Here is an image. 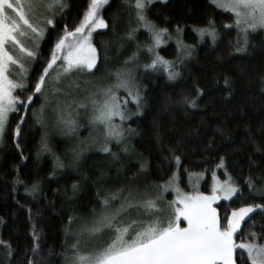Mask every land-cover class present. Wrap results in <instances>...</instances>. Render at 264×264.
<instances>
[{
    "label": "trees",
    "instance_id": "1",
    "mask_svg": "<svg viewBox=\"0 0 264 264\" xmlns=\"http://www.w3.org/2000/svg\"><path fill=\"white\" fill-rule=\"evenodd\" d=\"M64 3L67 7L48 15L55 25L47 26L39 55L30 63L29 88L46 67L56 38L65 26L74 30L88 6V0ZM102 15L109 27L92 36L99 70L80 80L79 86L85 87L79 90L80 99L87 104L98 89L116 84L117 72L131 69L141 103L137 106L128 99L125 107L131 114L123 126L124 137L119 143L110 141V152L102 150L103 141L88 145L91 133L86 122L74 137L37 122L33 112H38L42 98H34L27 113L21 109L10 114L0 146V241L5 242L0 243V264H69L72 233L104 213L102 197L117 193L123 198L133 190L140 193L137 200L154 198L177 172L184 189L193 174L205 175L201 187L205 194L211 192L213 175L222 181L230 176L243 189L242 195L216 204L222 219L234 208L264 203L259 195L264 190V31L250 33L247 51L238 53L237 30L228 27L234 25V15L212 0L153 1L148 17L157 29L168 31L164 44L149 52L154 42L146 29L140 28L135 40L125 35L136 27L135 12L126 7V0H109ZM210 27L217 31L215 42L210 35H200L201 29ZM176 40L182 41V50ZM138 46V59L129 61ZM156 54L171 62L179 73L175 79L163 65L145 67ZM16 94L24 97L20 89ZM188 100H195L196 107ZM88 109L91 117L90 104ZM17 124L20 138L14 132ZM42 138L47 151L41 149ZM175 156L180 157L179 166ZM57 158L63 167L57 166ZM250 176L256 192L247 185ZM34 184L39 185L36 192ZM165 192L163 198L172 201V193ZM119 205L120 200L111 201L108 211ZM251 216L264 225V215ZM247 223L246 218L242 231ZM247 231L264 234L260 227ZM240 239L251 237L238 233ZM240 253L238 249V257Z\"/></svg>",
    "mask_w": 264,
    "mask_h": 264
},
{
    "label": "snow or ice",
    "instance_id": "2",
    "mask_svg": "<svg viewBox=\"0 0 264 264\" xmlns=\"http://www.w3.org/2000/svg\"><path fill=\"white\" fill-rule=\"evenodd\" d=\"M152 2L153 0H126V7L135 12L136 27H132L125 35L129 40H135L137 31L140 28L146 29L154 42L152 47H148L149 52H153L154 48L163 42V36L168 31L157 29L149 19L147 13ZM214 2L218 7L234 15V25L228 27H235L237 30L235 51L246 52L250 33L258 29L264 30V0H214ZM108 3L109 0H88V6L82 19L78 21V26H75L74 30H69L65 26L63 34L56 38L50 57L45 60L46 67L42 74L29 88L25 82L28 72L25 63L22 62L21 55H14L9 48L17 49L29 61L35 60L39 55V43L47 33V26L55 25V20L48 15L41 20L37 10L43 8L54 15V10H62L67 5L64 0H0V140L4 137L10 114L21 109L27 113V105L33 104L34 98H43L45 101L40 105L38 112H33L36 121L43 122L50 94L57 105L52 111L57 113L60 122L67 126L75 125L76 120L72 118V111H67L71 105L59 107L60 101L56 99L55 94L63 91L58 87L60 84L69 81V86L79 87L75 77L91 75L93 70H99L98 51L92 42V36L96 29L109 27L102 15ZM200 35L202 37L210 35L215 42L217 31L215 27L201 29ZM22 38L33 41V47L30 49L25 46ZM138 54L139 46L137 53H133L129 61L138 59ZM129 61L125 63L128 64ZM12 65H19L23 70L18 74L19 79L10 78L9 70ZM157 65H163L168 69L170 79H175L179 75L172 70L171 62L158 54L145 67L155 68ZM115 75L117 81L115 85L98 89L89 97L87 104L78 105L84 109L91 105L92 123L104 129L102 149L104 152L111 151L108 146L111 140L117 143L122 140L125 134L123 121L130 118L125 107L129 101L122 99L117 90L126 89L127 95L137 106L141 103V93L133 83L135 77L131 69H126L123 73L117 72ZM17 89L24 92L23 98L16 94ZM186 102L191 107H196L195 100ZM66 111L68 119H65ZM117 117L121 121L120 124L115 123ZM14 132L17 138L21 137L20 124L15 126ZM17 147H20L19 143ZM41 149L49 150L45 138L41 140ZM174 159L179 166L180 157L175 156ZM57 160V166L63 167L59 158ZM178 181L177 172L160 186L161 191L154 198L137 200L136 197L140 193L133 190H129L123 198L117 193H109L108 196L102 197L105 211L93 220L91 225L82 228L81 234L76 237V243L72 245L73 257L69 264H264V234L247 231L256 227L264 229V225H257L250 215L257 212L264 215V203H249L234 208L230 215H225L222 219L218 208L214 206L215 202L220 199L231 200L238 193L243 194V189L239 188L230 176L223 182L217 181L211 194L199 190L185 192L179 187ZM247 185L256 192L253 177L248 178ZM173 186L175 199L167 201L162 193ZM73 188L75 189L76 185H73ZM38 190V184L32 185L33 192ZM123 191L118 190L120 193ZM259 195L264 199V190H261ZM115 200H120L119 207L108 211L111 208V201ZM129 209H142L146 219H134L128 223L118 221V218ZM246 218L248 223L242 231ZM182 222L186 224L181 226ZM105 231L113 234L105 245L96 248L80 247V238L84 232L89 237H95ZM238 233L241 237L248 235L251 239L238 241ZM5 246L10 248V245ZM36 247L39 248V245ZM238 249L241 250L239 257Z\"/></svg>",
    "mask_w": 264,
    "mask_h": 264
},
{
    "label": "rangeland",
    "instance_id": "3",
    "mask_svg": "<svg viewBox=\"0 0 264 264\" xmlns=\"http://www.w3.org/2000/svg\"><path fill=\"white\" fill-rule=\"evenodd\" d=\"M153 1L165 2L166 0H153ZM64 2H65V0H64ZM212 2H213L214 5L217 6V4L214 2V0H212ZM218 8H220V7H218ZM220 9H222V8H220ZM58 10H54V13H57ZM222 10H224V9H222ZM37 11L40 14L41 20L44 18L45 15L51 14V13H48L43 8H39ZM224 11H226V10H224ZM98 30H103V29H96L95 32L98 31ZM93 34H94V32H93ZM30 35H31V33H30ZM176 41H177V45L179 46V49L182 50L183 47H184L182 41L181 40H176ZM22 42L25 44V46L29 47L30 49L33 47V43L34 42L31 41L28 38H22ZM162 44H164V42ZM9 50L12 51L14 55H21L22 62L25 63V67L27 68V70H29V66H30L31 61H29V59L26 58L23 54H20L17 49H13V48L10 47ZM22 71L23 70H21L19 68V65H12L10 67V70H9V76L12 79H19L20 76L18 74L22 73ZM84 76L85 75L77 76L74 79L79 84L80 80L85 78ZM25 82L27 83V81H25ZM69 85H70L69 81H66V82L60 84L58 87L63 89V91L56 93L55 97H56V99H58L60 101L59 107L64 108L66 104H70L71 105V107L69 109H67V111H72V118H74L76 120L75 125L67 126L63 122H60V120L58 119L57 113L52 111V108L56 107L57 105H56L55 100L53 99V96L51 94L49 95V106H47L45 108V118H44L42 123H44L47 126V128L52 127L53 131L58 130V131H61L63 134L68 135L69 137H74L77 132H79L83 128H85L84 123L86 122L88 127H89L90 133H91L90 138L87 140L88 141V145L89 146H92V145H96L97 146L99 144V142L104 141V129L101 126L95 125V124L92 123L91 117L87 114L88 111H89L88 108L84 109V108H79L78 107L79 104H84L83 100L80 99V92L81 91H85V89H84L85 87L83 88L82 86L76 87L75 85H72V86H69ZM79 90H80V92H79ZM117 91H118V94H119V96L121 98L123 96H125V95H122V93H124V92L127 93L126 89H124V88H119ZM124 99H127V100L129 99L130 101H133L129 96H127V97L125 96ZM44 103H45V101L43 99L42 104H44ZM67 111L64 114L65 115V119H68ZM127 112L129 114V117H130L131 112L129 110H127ZM127 119L125 121H123V126H124V123L127 121ZM115 123L116 124H120L121 123V121L119 120L118 117L115 118ZM2 141H3V139L0 140V146L2 145ZM190 177L191 178H189L188 186H187L186 189H184L180 185V183L178 182L179 187L185 192H192L194 190H199V191L203 192L201 187H202V182H203V180L205 178V175L193 174ZM217 181L223 182L216 175H213L212 176L211 189H210L211 192H212L213 185L216 184ZM174 187L175 186L170 187L165 192L167 194L168 193H172L171 200H174L175 196H176V193L174 191ZM211 192H210V194H211ZM220 200H225V199H220ZM220 200L215 202V204H214L215 207H216V204ZM97 218L98 217H96L95 219H97ZM95 219H93V220H95ZM134 219L135 220L146 219V217L143 216V210L142 209H129L127 212L123 213L118 218V221H123L125 223H128V222H130L131 220H134ZM93 220L91 222L85 224V225L81 224L80 226H78L74 230V232L72 233V236L74 238V243H76V237L81 234L82 228L87 226V225H91ZM181 226H184V225H181ZM133 227H135V226H133ZM110 238H111V232L110 231H105L103 234L95 236V237H89L88 234L86 232H84L83 235L80 238V247L82 249L85 246H88L90 248H96V247H99L102 244H105V242H107V240L109 241ZM72 257H73V250H72V255H71L70 260L72 259Z\"/></svg>",
    "mask_w": 264,
    "mask_h": 264
}]
</instances>
